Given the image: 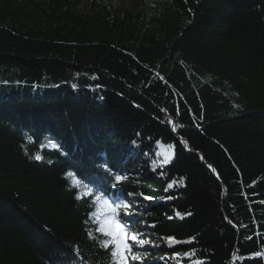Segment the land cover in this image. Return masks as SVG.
Returning a JSON list of instances; mask_svg holds the SVG:
<instances>
[{
    "label": "trees",
    "instance_id": "trees-1",
    "mask_svg": "<svg viewBox=\"0 0 264 264\" xmlns=\"http://www.w3.org/2000/svg\"><path fill=\"white\" fill-rule=\"evenodd\" d=\"M122 1L0 0V264H114L73 182L124 162L131 232L264 264V0Z\"/></svg>",
    "mask_w": 264,
    "mask_h": 264
},
{
    "label": "snow or ice",
    "instance_id": "snow-or-ice-1",
    "mask_svg": "<svg viewBox=\"0 0 264 264\" xmlns=\"http://www.w3.org/2000/svg\"><path fill=\"white\" fill-rule=\"evenodd\" d=\"M73 87H75V85ZM29 141L31 142V138H29ZM49 145L52 149L59 148V146L52 141H49ZM33 159L39 161L42 160L43 157L40 154H36ZM162 163H168V157L166 155ZM156 167L157 164L154 162L153 171L156 170ZM69 175L70 177H74V174ZM126 179L127 177L125 176H114L115 183H113L111 187L116 189L117 185ZM171 186L172 185H169V187ZM73 187L77 188L78 191L83 187L86 197L93 198L92 203L95 206L93 219L97 225L96 231L104 237L102 247L105 249H111V256L113 257L114 264H142L143 256L140 249L137 248L134 251L129 241L137 242L140 247L143 246L145 241L140 239L138 233L131 232L129 222H126L121 218V209L125 210V216H129L131 213H129L127 209L131 208L132 205L127 202H122L118 198L110 199L106 193L99 192L98 189L81 177H74ZM86 197L77 196L78 199H85ZM144 199L150 200L151 197H144ZM152 227H154V225ZM167 239L170 242L169 246H171V241L175 238L169 237ZM76 252L77 258L82 259V257L79 256L78 249ZM262 254L264 253H255L252 255L259 256ZM174 255L178 257L179 253H175ZM198 264H202V262H198Z\"/></svg>",
    "mask_w": 264,
    "mask_h": 264
},
{
    "label": "bare ground",
    "instance_id": "bare-ground-1",
    "mask_svg": "<svg viewBox=\"0 0 264 264\" xmlns=\"http://www.w3.org/2000/svg\"><path fill=\"white\" fill-rule=\"evenodd\" d=\"M186 145L188 146V144H186ZM188 150L190 153L191 150L190 149H188ZM174 157H175V154L173 151V157L171 158V161H173ZM166 164L168 165L169 162ZM121 168L122 169H115L114 175H112V176L100 177L101 175L97 174V176H99V177H96V179H95V182L98 183V184H96V186H94L95 184H94L92 179H90L89 181L93 184V186L96 189H98L99 192L100 191H102V192L109 191L112 193V195L115 198H118L120 201L127 202L128 204L132 205V207L127 209V211L129 213H131L132 217L135 220H142L143 214L152 211V209L154 208V206L152 205V202H150L149 200L139 201L134 193H132L130 190H127L124 187V181L125 180L123 182L119 183L117 185L116 189H113L111 187V185L113 183H115L114 176L121 175V176L132 178L130 175H133V173H135V170H136V169H134V167L129 169L126 166L125 162H124V164L121 165ZM122 214H123V211L121 210V215ZM145 233L150 235L151 237H153V240H152L153 241V247H154L153 250L156 253L161 254L160 259H158V258L156 259L159 263H161V264H180L177 262L180 257H177L174 255L175 254V247L173 244H171V246H169V242L163 241L164 240L163 237L161 238L162 240L157 239V238L154 239V236L152 234L144 231L143 232L144 236H145ZM145 238L146 239H142V240H144L146 243L149 240H147L148 238L146 236H145ZM147 247L150 248V246H148V244H147ZM165 251H167V253H165Z\"/></svg>",
    "mask_w": 264,
    "mask_h": 264
},
{
    "label": "rangeland",
    "instance_id": "rangeland-1",
    "mask_svg": "<svg viewBox=\"0 0 264 264\" xmlns=\"http://www.w3.org/2000/svg\"><path fill=\"white\" fill-rule=\"evenodd\" d=\"M107 1L110 2V3H112L113 5H115L117 7L122 6V4H123V1L122 0H107ZM159 152L161 154L162 153H165V155L168 157V161L171 160V158L173 157V151H169L167 147L160 148L159 149ZM145 236L148 238L147 240H149V241H147L146 243H144L142 247H140L137 242L129 241L130 245L132 246V248L134 250H136L137 248H139L141 250H144V249L153 250L154 249V247H153V241H152L153 240V237H151L150 235H148L146 233H145ZM147 244H148V246H150V248L147 247Z\"/></svg>",
    "mask_w": 264,
    "mask_h": 264
}]
</instances>
